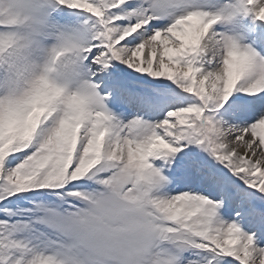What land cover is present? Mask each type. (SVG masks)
Listing matches in <instances>:
<instances>
[{"label":"snow or ice","instance_id":"1","mask_svg":"<svg viewBox=\"0 0 264 264\" xmlns=\"http://www.w3.org/2000/svg\"><path fill=\"white\" fill-rule=\"evenodd\" d=\"M0 264H264V0H0Z\"/></svg>","mask_w":264,"mask_h":264}]
</instances>
